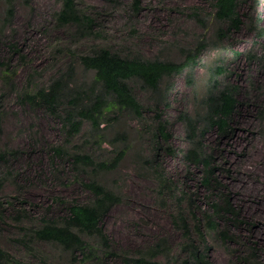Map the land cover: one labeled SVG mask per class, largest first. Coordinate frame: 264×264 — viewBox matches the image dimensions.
<instances>
[{"label": "rangeland", "instance_id": "1", "mask_svg": "<svg viewBox=\"0 0 264 264\" xmlns=\"http://www.w3.org/2000/svg\"><path fill=\"white\" fill-rule=\"evenodd\" d=\"M28 2V5L24 0L13 2L14 22L5 28L2 25L5 4L0 2V111L3 114L0 153H6L0 164V176L5 180L0 192V245L13 259L8 264L98 263V260L83 262L82 255H74L57 244L30 239L25 236V230L41 226L44 220L60 222L68 203L82 204L90 199V193L80 186L75 173L65 168L55 149L62 148L70 154L80 148L83 153H91L96 162L109 161L119 144L112 146L108 140L121 131L128 135L127 154L115 170H99L96 176L122 200L102 222L110 241V257L105 264H127L125 259L140 256L161 239L166 240L171 257L168 260L160 255L156 261L183 264L179 251L181 234L173 222L178 210L174 197L181 196L183 191L186 201L181 207L189 223H193L188 197L206 211L209 193L200 184L199 171L183 159L189 144L178 116L182 112L193 115L200 108L210 70L222 65L226 69L222 83L238 85V99L242 103L234 117L232 139L226 143L218 140L221 178L231 191L233 203L251 223L249 230L235 234L242 239L251 237L258 264H264V67L261 66L264 62H260L264 59V40L257 39L249 28L255 23L253 16L261 15L264 19V1L249 0L241 8L242 28L223 40L218 36L221 25L213 17L214 0H141V12L136 18L130 17L132 0H122L114 8L105 5L103 0H76L81 9L95 7L103 12L101 37L81 40L74 36V27L56 25L58 0ZM194 10L202 24L192 17ZM2 42H18L20 54L12 57L1 46ZM201 43L206 47L195 70L194 91L187 88L182 76L172 77L171 92L157 107L167 122L175 152L174 156L162 153L157 164L146 163L151 156L146 126L125 112L104 132L107 142L98 148L91 143L83 145V138L68 143L60 124L43 108L22 102L25 93L31 94L35 87L46 86L70 61L74 63L78 81L92 79L93 71L84 75L78 58L101 47L122 56H159L180 62L182 50L194 49ZM235 52L240 55L236 56ZM22 56L25 58L21 59ZM251 59L255 61L249 63ZM5 63L8 74L15 72L12 88L2 79ZM131 86L147 111L155 106L150 91L141 89L137 83ZM153 115L151 112L146 117ZM215 139L214 133L206 137L214 145ZM162 177L174 189L172 193L161 189ZM17 214L22 216L20 221L15 219ZM193 214L197 219L201 217L198 211ZM202 230L205 232L204 225ZM206 234L214 264H243L239 257L247 254L245 246L234 241L223 243L214 233Z\"/></svg>", "mask_w": 264, "mask_h": 264}, {"label": "trees", "instance_id": "2", "mask_svg": "<svg viewBox=\"0 0 264 264\" xmlns=\"http://www.w3.org/2000/svg\"><path fill=\"white\" fill-rule=\"evenodd\" d=\"M1 1L5 4L2 25L4 28L11 27L14 22L13 2L15 0ZM28 1L24 0V3L28 5ZM58 1L60 8L55 13V21L59 28L74 27L73 34L79 40L101 37L103 30L100 22L103 18L101 10L95 7L81 9L76 0ZM121 1L103 0V3L114 8L119 6ZM248 1L214 0L213 17L221 25L218 28V36L221 40L242 28L241 8ZM130 11L132 15L130 17L136 18L141 12V0H132ZM192 17L202 24L197 11L194 10ZM253 17L255 23L249 25V28L257 39L264 40V19L261 15ZM18 45V42L1 43V46L7 48L12 57L20 54ZM205 47V43H201L194 49L182 50L183 59L180 62L162 59L159 56L153 58H144L138 54L122 56L109 48L101 47L78 58L84 75L93 71L92 79L78 81L74 63L70 61L66 69L55 78H51L46 86L35 87L31 94L25 93L22 102L43 108L60 124L61 133L68 143L75 138H83V145L91 143L97 145L98 148L107 142L104 132L111 124L119 121L120 114L125 112L146 126L150 133L151 147V156L146 159V163L157 164L162 153L175 155L171 147L172 135L168 131L167 122L163 119L161 112H157V107L163 99L169 96L172 89L170 81L172 77L182 76L187 88L194 91L195 70L201 51ZM235 55L239 56L240 53L235 52ZM24 58L25 56L21 57V59ZM254 61L251 59L249 63ZM260 62H264V59H260ZM261 66L264 67V64L262 63ZM2 67L5 70L2 78L4 84L10 88L14 87L15 72L8 74L7 63ZM225 71L223 65L212 68L200 108L196 109L193 115L182 112L178 116L189 144L183 159L199 171L200 184L209 193L206 211H202L201 207L198 208L190 196L188 197L187 205L192 212L193 223H189L181 207L183 201H186L183 191H181V196L174 197L178 210L173 216V222L181 234L179 251L183 256V264H214L210 258V246L206 232L214 233L223 243L234 241L238 245L245 246L248 252L239 257L240 262L258 264V254L251 237L246 239L242 236V239L235 234L236 231L249 230L251 223L242 216L233 203L231 191L221 178L220 157L222 156L218 155V148L221 143L232 139L235 130L234 117L242 103L238 99L239 86L231 82L222 83L221 77H224ZM132 83H137L141 89L152 93V98L155 100L154 107L146 110V106L137 99L131 86ZM151 112L154 113L153 117L147 118L146 114ZM2 116L0 111V131ZM262 119L263 115L260 117V120ZM211 133L216 135L215 145L213 142L206 141V137ZM218 140H221L220 144ZM108 141L112 146L119 144L115 156L109 161L96 162L91 153H83L79 151L80 148L70 154L65 153L62 148L55 149V153L63 161L65 168L75 173L77 182L90 193V199L82 204L68 203L65 215L60 222L44 220L37 228H27L26 237L57 244L74 255L80 254L83 262L98 260L97 264H105L110 257V241L102 222L111 208L121 203L122 200L118 194L101 184L96 176L99 170H115L129 149L128 135L125 131L116 132ZM11 153L17 152L11 151ZM5 155V152L0 153V164L5 160ZM4 182V178L0 176V192ZM160 183L164 192L172 193L174 190L166 178L162 177ZM181 186L185 187L183 183ZM1 206L0 201V209ZM193 211H198L201 217L197 219ZM21 217L17 214L15 219L20 221ZM0 218H2V211H0ZM203 225L205 232L202 230ZM81 234L89 240L83 239ZM160 255L168 260L171 257L170 248L164 239L143 251L140 256L125 260L127 264H161L156 261ZM10 259L12 258L0 245V264H8Z\"/></svg>", "mask_w": 264, "mask_h": 264}]
</instances>
